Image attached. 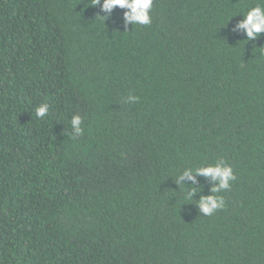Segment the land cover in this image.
Instances as JSON below:
<instances>
[{
  "label": "trees",
  "instance_id": "16d2710c",
  "mask_svg": "<svg viewBox=\"0 0 264 264\" xmlns=\"http://www.w3.org/2000/svg\"><path fill=\"white\" fill-rule=\"evenodd\" d=\"M259 2L153 0L125 26L0 0V264H264V32L234 30ZM218 161L236 178L205 216L218 181L176 179Z\"/></svg>",
  "mask_w": 264,
  "mask_h": 264
},
{
  "label": "clouds",
  "instance_id": "9594fccd",
  "mask_svg": "<svg viewBox=\"0 0 264 264\" xmlns=\"http://www.w3.org/2000/svg\"><path fill=\"white\" fill-rule=\"evenodd\" d=\"M100 5L101 11L105 15L101 17L108 18L112 11L119 7L124 9L123 21L125 26L128 24L134 25H149L151 23L150 11L152 9L153 0H94L93 6ZM234 30H243L247 40H253L264 32V0H260L255 6L251 7L243 19L237 22ZM138 100V97L129 95L127 103H132ZM50 105L47 102L41 103L35 110L37 118H44L49 112ZM71 127L73 137L83 134V118L79 114H73L71 118ZM211 177L213 181H218L210 189V195H203L197 201L199 211L205 216L213 215L218 209L225 207V201L222 196L216 195L222 190H227L231 187V182L235 180V174L231 165L216 162L203 167L185 168L177 177L176 182L181 186L183 178H187L195 183V175ZM197 191L196 188H191L187 192V198L192 199Z\"/></svg>",
  "mask_w": 264,
  "mask_h": 264
}]
</instances>
